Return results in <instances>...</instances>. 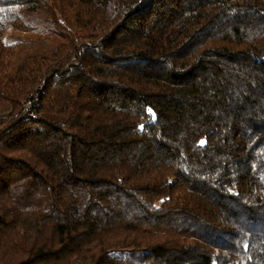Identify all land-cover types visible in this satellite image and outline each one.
Masks as SVG:
<instances>
[{
    "label": "trees",
    "instance_id": "obj_1",
    "mask_svg": "<svg viewBox=\"0 0 264 264\" xmlns=\"http://www.w3.org/2000/svg\"><path fill=\"white\" fill-rule=\"evenodd\" d=\"M0 264H264V0H0Z\"/></svg>",
    "mask_w": 264,
    "mask_h": 264
},
{
    "label": "built area",
    "instance_id": "obj_2",
    "mask_svg": "<svg viewBox=\"0 0 264 264\" xmlns=\"http://www.w3.org/2000/svg\"><path fill=\"white\" fill-rule=\"evenodd\" d=\"M28 101L27 99H23V102L21 104V112H24L26 116L34 117V114L31 110H28Z\"/></svg>",
    "mask_w": 264,
    "mask_h": 264
}]
</instances>
